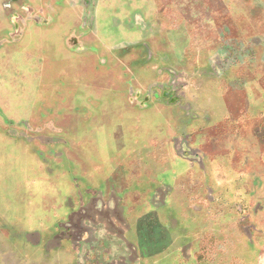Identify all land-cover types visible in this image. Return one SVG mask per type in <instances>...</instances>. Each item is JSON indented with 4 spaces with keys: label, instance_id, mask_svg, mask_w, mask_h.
Segmentation results:
<instances>
[{
    "label": "rangeland",
    "instance_id": "1",
    "mask_svg": "<svg viewBox=\"0 0 264 264\" xmlns=\"http://www.w3.org/2000/svg\"><path fill=\"white\" fill-rule=\"evenodd\" d=\"M58 69L92 103V125L158 151L151 177L168 196L154 193V214H124L121 232L107 224L109 206H89L91 216L82 196L67 203L77 212L46 209L33 147L42 119L69 127L68 112L56 115L68 90ZM73 160L78 177L88 160ZM103 179L88 181L103 188ZM80 216L97 222L93 233ZM263 258L264 0H0V264Z\"/></svg>",
    "mask_w": 264,
    "mask_h": 264
},
{
    "label": "water",
    "instance_id": "2",
    "mask_svg": "<svg viewBox=\"0 0 264 264\" xmlns=\"http://www.w3.org/2000/svg\"><path fill=\"white\" fill-rule=\"evenodd\" d=\"M47 62L56 68L59 65V62L53 59H48ZM67 63L72 64V61ZM58 71L59 69L55 71L57 75L55 83H65L68 90L56 115L68 112L69 127L63 128L58 124L60 116L42 119L38 143L33 147L41 160L39 180L45 186L42 198L44 197L46 201L50 198L51 201V204L47 203L46 209L49 212L60 209V212L68 214L77 208L72 210L67 203L82 196L83 204L87 207L94 206L95 203L98 207L109 206L115 215L110 225L114 230L121 232L128 227L124 214L139 209L144 210L145 214L155 213L151 205L152 197L157 191H164L162 186L164 182L160 180L162 184H157L151 177L152 169L158 162V151L155 148H146L147 145H144L143 140L137 139L138 137L136 138L130 131L126 134L124 131L119 132L120 130L114 126L109 125L111 129H107L105 126L92 125V121L95 120L92 103L79 100L80 86L73 79L72 74H59ZM122 77L126 83L131 82L128 73H124ZM132 93L135 95L134 98L139 95L137 91ZM119 99L128 106V100L124 97ZM45 102L46 100L34 102L31 105L34 113H41ZM144 103L145 100L138 105L143 106ZM100 132L103 134V140L99 143L97 134ZM77 157L85 159L84 161L88 160L86 161L88 163L83 167L80 176L70 177L69 170L73 166V159ZM94 173L104 177L103 188L97 185L94 187L88 181ZM68 187L72 190L69 191ZM164 192L167 197L168 191L165 189ZM124 199L129 200L130 203L126 201L124 203ZM77 205L74 204L75 207ZM96 223V221H88L85 226L87 233H93L97 227ZM43 224L42 220L40 225ZM85 242H88V239ZM136 255L132 253L129 256L131 261Z\"/></svg>",
    "mask_w": 264,
    "mask_h": 264
},
{
    "label": "trees",
    "instance_id": "3",
    "mask_svg": "<svg viewBox=\"0 0 264 264\" xmlns=\"http://www.w3.org/2000/svg\"><path fill=\"white\" fill-rule=\"evenodd\" d=\"M82 207H86V209H88V211H90V215H91V216L94 215L92 209H95V208H91V209H89V207H87V205H83ZM78 210H79V209H76V210H74L73 212H77ZM111 219H113V218L110 217V219H106L107 224H108L109 226H111V225H110ZM90 220H91V219H90ZM88 221H89V219L85 218L84 216H80V217L78 218L79 225H81V226H83V227H85V226L88 224ZM76 226H77V228H78V224L74 223L72 227L75 228ZM70 230H71V225H70L69 227H67L66 231L68 232V231H70Z\"/></svg>",
    "mask_w": 264,
    "mask_h": 264
},
{
    "label": "crops",
    "instance_id": "4",
    "mask_svg": "<svg viewBox=\"0 0 264 264\" xmlns=\"http://www.w3.org/2000/svg\"><path fill=\"white\" fill-rule=\"evenodd\" d=\"M182 262H183V260L180 261L181 264H183ZM180 263H178V264H180ZM197 264H200V261H198ZM258 264H264V258H263V261H261V260L258 261Z\"/></svg>",
    "mask_w": 264,
    "mask_h": 264
}]
</instances>
